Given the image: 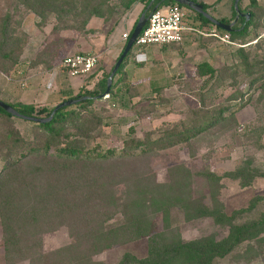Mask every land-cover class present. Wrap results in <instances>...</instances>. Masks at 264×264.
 Wrapping results in <instances>:
<instances>
[{
    "label": "rangeland",
    "instance_id": "obj_1",
    "mask_svg": "<svg viewBox=\"0 0 264 264\" xmlns=\"http://www.w3.org/2000/svg\"><path fill=\"white\" fill-rule=\"evenodd\" d=\"M195 1H205L208 13L216 19L228 22L234 19L233 0ZM24 3L0 0V27L6 23L7 39L3 52L9 53L7 57L0 55V100L11 104L27 103L21 94L28 86L21 89L17 82L6 79L16 67L24 69L28 85L44 84L49 79L47 73L59 67L66 55L86 53L97 46L103 50V37L108 36L122 12L117 9L112 20L92 17L86 31L80 32L58 29L60 25L55 16L41 19L29 8L30 2H27L29 6ZM251 3L252 0L240 2L241 7L251 6L254 13L246 44H242L241 38L225 43L211 32L223 34L215 25L201 24L199 19L188 16L184 23L195 30H185L188 34L177 45L183 53L178 55L182 62L155 65L164 68L160 75L163 80L150 79V67L148 72L143 70L138 75L139 84H131L127 74L122 72L121 87L114 97L105 94L93 98L84 108L75 106L79 115H70L54 127L55 133L50 134L53 142L50 152L69 143L83 153L108 149L122 153L123 148L143 143L129 150L134 154H126L119 162L84 165V175L89 177L85 192L93 194V198L81 211L91 209L94 203L110 205L114 202L115 206L132 200L134 209L147 215L153 232L166 239L179 238L185 242L211 238L224 242L229 234L225 218H231L236 227L260 221L264 214V0ZM133 5L139 8L129 15L130 28L134 15L139 17L144 4ZM127 13L121 18H126ZM236 25H239L238 20ZM241 46L245 60L236 54ZM130 56L128 62H131ZM136 60L146 66L144 57H136ZM201 61L209 62L216 69V75L207 84L206 77H199L195 68ZM255 68L261 69L258 73L262 76L252 82L255 74L250 76L247 72ZM164 73L169 75L166 77ZM52 94L54 92L49 93ZM55 102L31 103L36 108L42 105L51 108L58 104ZM16 131L19 141L12 143L11 139H5V132ZM50 135L15 118L0 122V147L10 143L17 152L33 146L42 149V141ZM5 149H9L8 146ZM144 149L145 152H141ZM26 161L20 171L27 176L18 194L11 190L9 181L1 183L0 206L7 204L16 208L17 204L21 211L32 206L42 210L41 205L47 203L44 201H54L64 170L61 167L66 164L63 160L58 165L42 158ZM39 165L43 170H36ZM52 168L54 171L50 170ZM56 168L58 173H55ZM158 184L164 186L159 196L161 201L150 203L145 197L159 195L153 192L161 189ZM203 207L208 212L213 211V216L199 215ZM218 213L222 216H215ZM77 214L66 216L51 229L44 224L50 217H43L42 224L26 226L19 233L17 214L7 228V220L2 218L0 210V264H32L30 255L36 257L39 252L45 259L51 258L54 250L71 241L70 234L76 231L77 225L73 216ZM115 217L109 226L122 220L121 214ZM15 226L18 238L8 248L10 239L8 241L7 237L13 233L10 228ZM259 229L254 237L234 243L222 256L215 255L209 264H264V225ZM39 242L40 251L36 247ZM28 244L32 247L30 255L27 250L18 249ZM13 251L15 255L9 258ZM146 252L147 238L142 237L104 249L94 254L93 259L101 264H117L125 253L143 257Z\"/></svg>",
    "mask_w": 264,
    "mask_h": 264
},
{
    "label": "trees",
    "instance_id": "obj_2",
    "mask_svg": "<svg viewBox=\"0 0 264 264\" xmlns=\"http://www.w3.org/2000/svg\"><path fill=\"white\" fill-rule=\"evenodd\" d=\"M24 1L26 5L27 2H30L31 6L29 8L38 15L41 19H47L48 16L53 15L56 17V20L60 27L58 29H74L80 32L86 31L87 23L92 17H100L104 20H109L116 13V10L119 9L121 15L126 14L136 2L143 3V8L151 3V9L158 5L156 8L161 7L166 4L176 3L172 0H20ZM195 1V0H193ZM239 0L238 7L242 14L250 13V18L246 20L245 15L239 16L237 19L239 25L232 27L230 31L223 30L219 27L216 29L220 32L229 34L230 39L235 40L241 38L243 40L242 44H246V36L248 34V27L254 21V13L250 10V7H241ZM198 2V1H195ZM234 2V0H233ZM254 4L255 0H252ZM203 5L204 10H207V6L201 2H198ZM178 4V3H177ZM180 5V4H178ZM182 6V5H180ZM233 15L235 16V11L233 7ZM193 12L194 19H199L201 24H212L206 17L201 13ZM150 13V12H149ZM120 15V18L122 17ZM113 19V18H112ZM110 19V20H112ZM119 19V18H118ZM138 17L134 21V24L129 32L130 33L137 21ZM223 23H229L226 20L218 19ZM59 25H56L59 26ZM6 23L4 22L0 27V55L7 57L9 53L3 52V45L7 43L6 39ZM127 38V39H128ZM257 42V41H256ZM255 42V43H256ZM125 46V45H124ZM123 46V48H124ZM134 47V44L130 51L127 53L119 67L117 68L116 73L113 76L112 84L109 90V93L106 94L108 97H114L118 92L115 91V87L120 82V74H122L123 69L127 63V60L131 54V51ZM122 48V50H123ZM244 47H238L236 49V54L240 57H243ZM121 50V52H122ZM120 52V54H121ZM119 54V55H120ZM118 55V57H119ZM117 57V59H118ZM116 59V61H117ZM249 66V65H248ZM197 74L199 77H206L205 84L209 83L210 80L216 75V69L207 61H201L196 65ZM261 70V69H260ZM259 69L250 70L247 72V75L255 77L252 78V82L257 81L260 76H262L258 71ZM111 70L106 73L96 84L93 89H82L77 93L74 98L80 96H89L90 98L84 99L82 101L76 102L72 105L65 106L57 110L53 117L47 122H37L31 119H23L21 117L14 116L0 107V122L8 119L15 118L20 121L27 123L33 128L42 130L45 135H52L55 133V126L60 124L63 120L67 119L68 116L77 117L80 111L75 109V106L78 108H84L87 104L92 102L93 98L101 96L106 89V80L109 76ZM260 74V75H259ZM258 75V76H257ZM116 77V78H115ZM205 86V85H204ZM156 88V87H154ZM115 91V92H114ZM71 98V97H70ZM68 99V98H67ZM66 99H63L64 101ZM20 114L27 117H47L54 107L47 108L46 106H36L33 103H15L11 104ZM73 107V108H71ZM224 110L222 109L220 113L222 114ZM183 132V131H182ZM181 133V132H179ZM19 133L16 132H5V139H11L12 143L19 141ZM51 135L49 138H46L45 141H42L43 147L29 148L23 152H17V149L12 147L10 143L3 144L0 147V185L3 181H9L11 185V190L18 194V190L22 186V180L26 176L21 173L20 168L24 169L26 166V160L29 158H42L46 159V162H52L54 164H61V160L66 166L61 167L64 169L62 172V179L60 181V189L54 195V201H44L41 205V209L37 207H26L23 211L17 207L14 208L13 205H4L0 206L2 218L7 220V228L11 225V220L15 221V213L18 216L19 227L18 231L21 232V228L26 226H38L43 223V217H50L51 220H48V223H44L48 226L49 229L53 228L57 222H63V218H70V215L77 214L73 216L77 222L76 231L70 234V242L67 245L60 247L59 249L54 250L51 254L54 255L51 258H46V256L39 252L35 257L30 255V250L32 249L31 245H23L18 249L27 250L29 253L30 260L32 264H101L96 262L93 259V255L110 248L114 245L125 244L127 242L146 237L147 238V252L143 257H136L133 254L125 253L122 255L121 259L117 264H209L212 258L215 255L224 254L227 250L234 246V243H239L246 240L248 237H254L256 233L260 230L259 227L264 225V214L261 216L260 221L247 222L240 226H235L232 223L231 218H225L229 226V234L227 239L224 242H216L214 239L208 240H196V241H182L181 239H166L160 233H155L152 230V227L149 223L147 215L142 211H136L134 209V202L130 200L127 204H117L113 206V203L107 204L105 202L95 203L92 205L91 209H84L81 211V207L88 203H91L93 194L85 192V189L88 187L85 185L86 182H89V177L84 175L83 167L88 164H105L107 162H119L125 158V155H132L133 150L143 143L135 144L134 148H123L122 153H118L115 150H104V151H88L83 153L80 148H77L69 143L58 148L55 152H50V144H52ZM16 140V141H15ZM30 144V142H28ZM8 146L9 149H5ZM32 146V145H30ZM41 150V151H40ZM146 149L141 150L145 152ZM137 154V153H136ZM52 159L54 161H52ZM60 161V162H59ZM64 165V164H62ZM36 170L41 171L42 166L39 165L36 167ZM54 171V168L50 169ZM60 170V169H59ZM61 171V170H60ZM55 173H58L56 168ZM161 189H154L153 192H158L159 195H154L149 198L145 197V200L151 202H160V194L164 191L163 185H156ZM170 190V189H169ZM169 190L167 193H169ZM52 197H50L51 199ZM113 206L111 208H104ZM81 208V209H80ZM129 208H132L130 210ZM80 209V212L79 210ZM44 210V211H43ZM49 211V212H47ZM213 211H209L206 208H202L198 211V214L201 216L210 215L213 216ZM121 214L122 220L115 224L110 225V220L115 219V215ZM215 216H222V213H218ZM10 230L13 232L7 238V246L10 247L11 243H15L17 236V226L11 227ZM41 242L39 246L37 245L39 251L41 250ZM16 251L10 252V257L12 258L15 255Z\"/></svg>",
    "mask_w": 264,
    "mask_h": 264
},
{
    "label": "crops",
    "instance_id": "obj_3",
    "mask_svg": "<svg viewBox=\"0 0 264 264\" xmlns=\"http://www.w3.org/2000/svg\"><path fill=\"white\" fill-rule=\"evenodd\" d=\"M203 4L206 2L203 1ZM137 5H133V7L129 10L127 13L126 18L122 19H116L114 22V25L109 30L110 33L103 37V43L104 49L100 46L90 48L88 52H97L100 56L99 64L97 65L98 68L95 69V72L89 79H86L87 77H69L67 76L58 66L55 67V69H52L50 72H48L47 76H49V79H47V82L43 83H35L28 85L27 89L24 90L23 94H21V97L26 100L27 103L31 102H42V101H56L55 103H59L63 99H67L70 97H74L77 93L82 91V89H93L98 81L110 70H112L116 59L118 55L120 54L123 46L125 45L126 41L122 37L123 32H130L131 28L128 26L129 22V15L134 12L135 9L138 10ZM136 10V11H137ZM189 14V17L192 18L193 14ZM194 18V17H193ZM192 18V19H193ZM136 20L134 15V21ZM134 24V23H133ZM191 28V30H195L194 27L191 25H187ZM187 30V31H191ZM212 32V31H211ZM188 32L183 33V40L185 39ZM212 34V33H210ZM209 35V34H208ZM217 37V36H216ZM218 38V37H217ZM96 44V43H95ZM100 44V43H99ZM179 43H171L166 45H150L142 48L133 47L131 51V62L127 60V63L123 69V72L127 74L128 80L131 84H139L140 78H138V75H141L143 70H147L150 67L152 70V73L149 75L150 79L154 77V80H163L161 79L160 75L163 74L164 68L162 67H155L156 64H162L163 62H166L169 64L170 62H182L181 59L178 57V55H183V53L180 52V49L178 50ZM177 49V50H176ZM140 54L139 57H144L143 61H147L145 63L146 66H142L143 64H140L142 61L136 60V55ZM114 60L113 63H111ZM171 63V64H172ZM199 63V62H198ZM196 63V65L198 64ZM151 64V65H149ZM149 65V66H148ZM184 65V64H183ZM195 65V68H196ZM173 66V65H172ZM155 67V68H154ZM148 68V69H147ZM157 68V69H156ZM155 70H158L157 72ZM146 72V71H145ZM162 72V73H160ZM164 75L167 77L169 73H164ZM163 75V76H164ZM116 78V77H115ZM153 80V83H155ZM152 82V80H151ZM151 83V84H153ZM34 86V87H33ZM30 87V89H28ZM121 85L120 82L115 87V91L120 89ZM114 91V92H115ZM54 92V94L49 95V93ZM56 92V93H55Z\"/></svg>",
    "mask_w": 264,
    "mask_h": 264
},
{
    "label": "built area",
    "instance_id": "obj_4",
    "mask_svg": "<svg viewBox=\"0 0 264 264\" xmlns=\"http://www.w3.org/2000/svg\"><path fill=\"white\" fill-rule=\"evenodd\" d=\"M192 10L180 6L177 3L166 4L151 10L147 21L137 36L134 47L142 48L150 45H166L181 43L185 30H191L184 20ZM215 36L225 43H231L227 33ZM129 33L123 32V39L127 40ZM137 54L136 57H139ZM100 56L97 52L73 53L66 55L60 60L59 68L69 77H87L97 67ZM7 81L17 82L21 89L28 86L24 69L16 67L6 78Z\"/></svg>",
    "mask_w": 264,
    "mask_h": 264
},
{
    "label": "water",
    "instance_id": "obj_5",
    "mask_svg": "<svg viewBox=\"0 0 264 264\" xmlns=\"http://www.w3.org/2000/svg\"><path fill=\"white\" fill-rule=\"evenodd\" d=\"M192 11H195V12H198V13H201L204 17H206L213 25H215L216 27H219L223 30H226V31H230L234 25V23L237 21V19L239 18V16L241 15H245L246 17V20H248L250 18V13H245V14H242L239 10V7H238V2L239 0H234V3H233V7H234V11H235V16H234V19L233 21L229 22V23H223L221 21H219L218 19H216L215 17H213L212 15H210L208 13L207 10H204L203 8V5L198 3V2H195L193 0H172ZM151 3L150 2L147 7L144 9V11L141 12V14L139 15L131 33H130V36L129 38L127 39L126 43H125V46L121 52V54L119 55L117 61L115 62L109 76L107 77V80H106V89L104 91V93L102 95H105V94H108L109 93V90H110V87H111V84H112V79H113V76L114 74L116 73L117 71V68L119 67V65L121 64V62L123 61V59L125 58V56L127 55V53L130 51V49L132 48L137 36L139 35L140 31L142 30V28L144 27L146 21H147V18H148V15H149V12H150V6H151ZM158 5L154 6L151 10H154ZM101 95V96H102ZM90 98L89 96H80V97H77V98H74V97H71V98H68L64 101H61L59 102L57 105L54 106L53 110L51 111V113L47 116V117H40V118H36V117H27V116H24L22 114H20L14 107H12L11 105H9L8 103L0 100V107L2 109H4L6 112L14 115V116H17V117H21L23 119H31V120H35L37 122H47L49 121L54 113L59 110L60 108L62 107H65V106H69V105H72L76 102H79V101H82L84 99H88Z\"/></svg>",
    "mask_w": 264,
    "mask_h": 264
}]
</instances>
